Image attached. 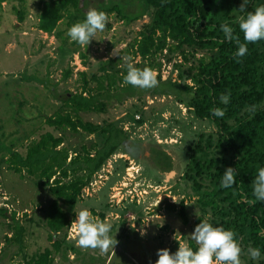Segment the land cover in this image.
<instances>
[{
  "label": "rangeland",
  "instance_id": "obj_1",
  "mask_svg": "<svg viewBox=\"0 0 264 264\" xmlns=\"http://www.w3.org/2000/svg\"><path fill=\"white\" fill-rule=\"evenodd\" d=\"M37 1L7 0L0 5V147L10 148L23 156L29 143L45 133L60 135L62 147L67 149L68 163L74 155L82 154L81 148L92 155L93 150L100 148L104 137L99 134L89 136L81 131L54 130L45 125L44 119L60 111L66 93H80L79 73L89 78L98 75V69L105 66L121 74L120 57L125 55L133 57L134 65L139 64L131 46L138 32L148 23V17L125 24L107 14L105 30L98 31L86 48L67 36L69 27L65 19L57 24L53 36L36 31ZM104 1L79 0L78 7L85 16L89 9L98 10ZM126 3L129 7L122 6L125 12L128 8L134 13L138 11L134 0H126ZM19 9L24 19L17 25L14 10ZM180 51L188 60L179 68H176L180 63L179 51H163L154 57L160 65L154 70L160 82L169 80L189 85L184 79L187 68L200 57L209 56L207 51L189 48ZM139 68L143 69V66ZM67 69L70 75L62 80ZM60 112L67 111L62 109ZM77 117L92 125L112 124L123 131L127 140L90 178L71 210L60 205L67 216L73 218L55 237L60 240V250L64 251L52 254L51 264H155L157 250L168 249L175 253L179 244L194 243L189 236L200 209L190 183L183 178L186 166L183 156L186 145L193 143L199 135L215 134L213 124L195 119L190 111L167 97L125 100L121 104L110 101L104 104L103 112L80 113ZM138 120L140 124L136 123ZM153 144L172 160L168 170L157 167L153 172L156 175L145 169V163L151 162L147 154ZM133 145L138 149L133 155L141 161L125 154ZM7 158L8 154L0 151V264H27L43 250L51 251L43 226V211L52 197L46 187H41L25 173L20 178L7 170L3 164ZM180 202L184 207L186 226L181 225L177 215ZM166 205L173 209L167 210ZM84 209L111 224L110 235L118 241L114 253L111 249L103 253L78 245L72 222ZM11 213L24 230L19 252L13 242L5 243V237L11 235L7 227ZM63 253L64 258L61 257ZM240 259L242 264H247L244 253Z\"/></svg>",
  "mask_w": 264,
  "mask_h": 264
},
{
  "label": "trees",
  "instance_id": "obj_2",
  "mask_svg": "<svg viewBox=\"0 0 264 264\" xmlns=\"http://www.w3.org/2000/svg\"><path fill=\"white\" fill-rule=\"evenodd\" d=\"M6 1L0 0V5ZM134 1L138 7L136 13L130 8L125 12L122 6L129 7L126 0H105L97 7L98 11L112 14L125 24L143 16L148 17V23L138 32L131 46L133 56L140 61L134 66L156 70L160 67L154 59L157 54L179 51L180 63L176 65L179 68L188 60L186 54L180 51L182 48L207 51L209 56L200 57L187 68L184 79L189 81V85L169 80L160 82L157 75L159 86L142 90L124 83L127 74L124 67L121 74L105 66L98 69V75L93 74L89 78L79 73L80 93H66L62 99L60 111L65 109L67 112H56L46 117L44 123L54 130L103 136L102 145L93 150L92 155L81 148L82 154L74 155L66 163L67 149L62 147L63 138L49 133L30 142L23 156L10 148L0 147V151L8 154L3 163L7 170L20 178L25 173L41 187H46L52 197L43 211V226L48 233L51 251L43 250L30 258L27 264H51V255L64 251L60 250V240L55 237L69 226L73 217H68L60 205L71 210L90 178L127 140L123 131L114 125L83 123L78 119V114L103 112L104 104L110 101L121 104L125 100L147 97L172 98L190 111L195 119L206 120L215 127L214 135H199L185 147L183 178L190 183L200 209V215L192 223V230L205 220L213 226L232 230L246 263L264 264V235L260 234L264 230V201L247 203V200L254 199L253 180L258 169L264 167V40L248 43L246 55L237 62L235 53L238 46L235 40L225 38L220 26L228 24L234 30L233 35L245 43L238 26L239 18L246 16V12L238 11L242 0ZM22 2L18 0V3ZM78 4L79 0H38L34 28L46 36H53L62 19L69 28L82 22L85 16ZM262 4L264 0H248L246 11H254ZM14 14L19 25L24 19L23 12L21 9L14 10ZM69 75L70 70L67 69L63 72L62 80ZM227 93H230V102L224 105L219 97ZM251 106H254V111L250 110ZM213 108L225 110L224 117H214L211 114ZM136 123L140 124L141 121ZM155 155L156 164L168 170V154L158 150ZM228 167L235 169L236 183L230 188H222L221 178ZM166 209L170 211L173 207L166 205ZM177 215L181 225L186 226L182 202L179 203ZM8 219L7 227L11 235L5 237V243L13 242L19 252L24 230L14 218V213ZM187 244L193 250L197 248L195 242L188 241ZM249 247L260 249L261 257L258 260L251 259L247 254ZM64 256L65 253L61 254L62 258Z\"/></svg>",
  "mask_w": 264,
  "mask_h": 264
},
{
  "label": "clouds",
  "instance_id": "obj_3",
  "mask_svg": "<svg viewBox=\"0 0 264 264\" xmlns=\"http://www.w3.org/2000/svg\"><path fill=\"white\" fill-rule=\"evenodd\" d=\"M247 5L248 0H242L238 10L241 13L246 12V16H241L238 21L245 43H241L240 38L233 35L234 30L228 24L220 26L225 38L228 41L235 40L238 46L235 53L237 62H240L239 58L246 55L248 43L264 40V4L256 7L254 11H246ZM107 22V13L94 8L89 9L82 22H77L68 29L67 36L71 41L87 48L96 33L105 30ZM120 60L122 61L121 67L127 70L124 76L125 84L142 90L159 86L157 73L153 69L150 67L141 69L134 66L133 57L130 55L120 57ZM219 99L222 104L227 105L230 102V93L221 94ZM250 110L254 111V106H251ZM211 114L214 117L223 118L225 110L213 108ZM235 183V169L226 168L221 178V187L230 188ZM252 188L254 199L247 200V203L254 204L256 201H264V167L258 169ZM72 225L76 229L78 245L84 249H99L103 253H108L109 249L113 252L118 244V241L110 235L111 224L94 217L87 209L78 213ZM260 234L264 235V230H261ZM235 236L232 230L213 226L206 220L200 221L189 236L197 245L195 250L187 243L179 244L175 253H170L168 249L157 250L158 259L155 264H242L240 259L242 249ZM247 254L253 260L261 257L259 248L249 247Z\"/></svg>",
  "mask_w": 264,
  "mask_h": 264
},
{
  "label": "flooded vegetation",
  "instance_id": "obj_4",
  "mask_svg": "<svg viewBox=\"0 0 264 264\" xmlns=\"http://www.w3.org/2000/svg\"><path fill=\"white\" fill-rule=\"evenodd\" d=\"M138 149L136 148V145L131 146V150L126 151L125 154L128 155V157H130L131 159L135 160V161H141L140 158H137L133 155V153H135ZM158 150H161L160 147L158 145H150L149 149H148V154L147 157H150L151 162H149V164L145 163V169L148 171V173H150L151 175H156V173L154 174L153 172H155V169L157 167H159L156 162H155V158H156V152ZM179 160V159H178ZM172 160H170V164H171ZM161 168V167H160Z\"/></svg>",
  "mask_w": 264,
  "mask_h": 264
},
{
  "label": "built area",
  "instance_id": "obj_5",
  "mask_svg": "<svg viewBox=\"0 0 264 264\" xmlns=\"http://www.w3.org/2000/svg\"><path fill=\"white\" fill-rule=\"evenodd\" d=\"M134 118H135V120H137V119H138V117H137V116H135Z\"/></svg>",
  "mask_w": 264,
  "mask_h": 264
}]
</instances>
